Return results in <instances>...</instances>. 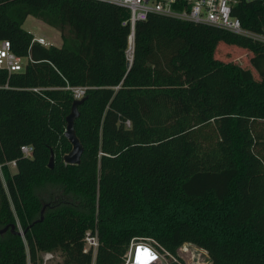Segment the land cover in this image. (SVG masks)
<instances>
[{
    "label": "trees",
    "instance_id": "1",
    "mask_svg": "<svg viewBox=\"0 0 264 264\" xmlns=\"http://www.w3.org/2000/svg\"><path fill=\"white\" fill-rule=\"evenodd\" d=\"M233 15L264 33V0H238ZM31 16L62 46L33 43ZM128 18L107 2L0 0V42L26 60L20 72L0 69V163L18 165L0 177V229L25 232L0 235V264H39L47 252L92 264L88 231L99 235L95 264H124L139 237L172 254L194 244L212 264H264V43L151 15L136 25L129 67ZM221 44L252 53L261 81L218 60ZM68 87L87 88L80 165L64 161Z\"/></svg>",
    "mask_w": 264,
    "mask_h": 264
},
{
    "label": "built area",
    "instance_id": "2",
    "mask_svg": "<svg viewBox=\"0 0 264 264\" xmlns=\"http://www.w3.org/2000/svg\"><path fill=\"white\" fill-rule=\"evenodd\" d=\"M107 2L129 13V18L123 23L130 25L131 35L129 37V49L127 60L132 65L135 51V30L139 22L147 21L151 15H161L176 18L195 24L207 25L220 28L249 38L255 42L264 43V33H257L243 27L239 18L233 15L238 0H92ZM33 43H38L46 48L54 46L45 37H35ZM26 60L13 53L9 41L1 42L0 46V69L7 70L9 73L20 72L24 69ZM41 89H34L39 92ZM75 100H81L86 96V87H68ZM127 127H131V122H126ZM21 154L25 158H32L34 148L29 145L21 147ZM17 162L11 161L0 163V177L5 182L4 168L7 167L13 174L17 171ZM18 229L23 234L21 225L17 224ZM24 238V235H22ZM100 240L98 232L88 231L85 235V246L83 252L92 254L95 264ZM191 249L196 250L193 252ZM207 258V264H212L207 250L197 247L194 244H185L178 249L176 254L169 252L163 245L153 238H134L124 258V264H205L201 259ZM62 261L59 253H40L39 264H57ZM28 264H31L28 258Z\"/></svg>",
    "mask_w": 264,
    "mask_h": 264
},
{
    "label": "rangeland",
    "instance_id": "3",
    "mask_svg": "<svg viewBox=\"0 0 264 264\" xmlns=\"http://www.w3.org/2000/svg\"><path fill=\"white\" fill-rule=\"evenodd\" d=\"M23 28L33 34L35 37H45L50 43H53L54 46L62 45V38L61 34L58 30L53 27L48 26L44 22L34 18L29 17L25 22ZM1 46V43H0ZM254 57L252 53L247 50L228 46L226 44H221L218 47L216 58L226 63H235L245 73L248 71L252 74V77L255 81L260 82L262 79L261 73L256 69L254 64H251V59ZM253 63V62H252ZM46 202V201H44ZM193 252L196 250L191 249ZM201 262L207 264L208 259L203 258ZM55 264V263H53Z\"/></svg>",
    "mask_w": 264,
    "mask_h": 264
},
{
    "label": "water",
    "instance_id": "4",
    "mask_svg": "<svg viewBox=\"0 0 264 264\" xmlns=\"http://www.w3.org/2000/svg\"><path fill=\"white\" fill-rule=\"evenodd\" d=\"M128 66L131 67V64H128ZM85 100H86L85 97L81 100H76L73 103L71 113L67 117V128L65 132V137L72 145L71 152L64 157V161L68 165H80L82 156L84 154V146L76 134L75 122L80 117L79 107L85 102ZM54 166H55V153L52 152L49 162V168L53 169ZM47 207L48 206H45L43 208L42 214H44ZM42 221H43V217L40 221H36L34 224H32L31 227H34L38 222H42ZM7 232H11L14 235L25 236V232H23L22 234V232L18 229L17 225H12L6 227L5 229H0V235H4Z\"/></svg>",
    "mask_w": 264,
    "mask_h": 264
},
{
    "label": "crops",
    "instance_id": "5",
    "mask_svg": "<svg viewBox=\"0 0 264 264\" xmlns=\"http://www.w3.org/2000/svg\"><path fill=\"white\" fill-rule=\"evenodd\" d=\"M41 21V20H40ZM1 43V42H0ZM62 44H63V41H62ZM62 45H58L57 47H61Z\"/></svg>",
    "mask_w": 264,
    "mask_h": 264
}]
</instances>
